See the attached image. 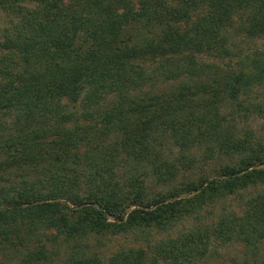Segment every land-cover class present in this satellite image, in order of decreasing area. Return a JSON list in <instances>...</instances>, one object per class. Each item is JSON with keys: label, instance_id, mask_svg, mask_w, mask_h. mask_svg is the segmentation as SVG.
<instances>
[{"label": "trees", "instance_id": "16d2710c", "mask_svg": "<svg viewBox=\"0 0 264 264\" xmlns=\"http://www.w3.org/2000/svg\"><path fill=\"white\" fill-rule=\"evenodd\" d=\"M0 12V251L20 255L11 264H50L62 246L60 264H194L212 242L254 257L264 194L241 193L264 188V141L235 137L233 122L264 121V42L240 47L264 41V0H0ZM164 141L183 169L194 160L182 153L205 141L232 162L167 186L177 169L157 152ZM232 196L240 212L221 209L213 226L106 257L81 248Z\"/></svg>", "mask_w": 264, "mask_h": 264}, {"label": "rangeland", "instance_id": "374dc122", "mask_svg": "<svg viewBox=\"0 0 264 264\" xmlns=\"http://www.w3.org/2000/svg\"><path fill=\"white\" fill-rule=\"evenodd\" d=\"M8 17H5L2 12H0V31L7 26ZM263 40H254L253 42H249V44H241L242 50L244 48H248L250 51H254L255 49H260L263 46ZM211 59H205V62H209ZM234 61H229L228 64L233 66ZM173 83L169 82L167 85H161L159 87H155V90H169L172 87ZM252 97H258L255 93ZM228 106V104H227ZM222 115L226 116V122L231 123V118L227 117L230 113V108L220 109ZM233 126L235 128L234 134L235 137H242V133H248L250 137L252 136L256 139L260 144L264 141V121L259 119L258 116L252 115L251 113L246 116L239 115L234 116ZM264 143V142H263ZM157 152L161 153L162 158L168 162H173L177 169V174L174 178V181L167 186H176L180 181H183L185 177L189 179H194L199 176H205L211 178L216 172V170L223 164L232 162L227 157L221 155L217 147L211 144L209 141L201 142L191 147V149L187 153H182L183 156L192 157L194 163L192 164L190 169H183L180 167L181 163L179 162V149L177 147H173L169 141H164L163 145L157 150ZM120 169H118L119 171ZM6 172V171H3ZM140 173V170H138ZM147 173V172H146ZM6 176L0 172V180L5 179ZM145 186L150 191H159L161 190V186L155 183V179L150 175L145 176ZM9 182L0 181V185H5ZM166 187V186H165ZM263 193L264 188L258 187L256 189H248L241 193L242 196H255L256 193ZM238 196H232L226 198L224 201H217L215 204L210 206H205L201 211L198 212L197 215L190 217V219L185 218L181 219L171 227H168L165 230H146L142 233L137 234H123V235H113V236H93L88 238L84 244H81V248H88L87 251L92 254L109 256L119 250H127V249H143L148 248L159 242L160 240H166L167 238H176L181 235L189 232L193 228H203L208 227L210 225H214L221 209L224 208L225 212L232 211L238 214L241 210L240 199ZM70 223L69 220L67 221ZM206 229V228H205ZM47 235H52V231L46 232ZM58 248V253L56 256L52 258L50 264H60L61 261L68 257L69 249L68 246L56 247ZM256 250L254 257L250 260L247 257L248 262L243 259L244 250L240 248L239 245H226V247H218L215 242L208 247L209 252H207L206 256L203 259L196 261L194 264H264V241L258 244L255 247ZM77 249V248H76ZM20 255L18 253H14L12 250L0 251V264H11L14 263ZM256 258V259H255Z\"/></svg>", "mask_w": 264, "mask_h": 264}]
</instances>
